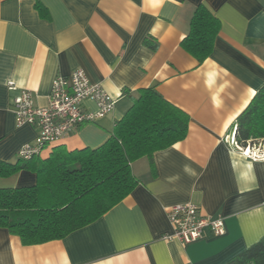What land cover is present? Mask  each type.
Returning <instances> with one entry per match:
<instances>
[{
	"label": "crops",
	"instance_id": "0c3cea01",
	"mask_svg": "<svg viewBox=\"0 0 264 264\" xmlns=\"http://www.w3.org/2000/svg\"><path fill=\"white\" fill-rule=\"evenodd\" d=\"M199 5L219 21L201 62L181 46ZM76 68L115 99L114 108L44 148L41 158L59 145H102L137 90L150 86L189 115L187 134L153 152L152 161L131 162L133 190L65 237L24 245L0 228V264H229L264 236V159L230 143L236 118L264 84V0H0L1 160H17L38 134L37 125L16 126L12 97L29 89L44 106L53 79ZM82 106L96 110L91 100ZM35 182L30 170L0 177V187ZM187 202L221 216L224 234L205 228L192 243L162 239L172 232L166 210Z\"/></svg>",
	"mask_w": 264,
	"mask_h": 264
},
{
	"label": "trees",
	"instance_id": "16d2710c",
	"mask_svg": "<svg viewBox=\"0 0 264 264\" xmlns=\"http://www.w3.org/2000/svg\"><path fill=\"white\" fill-rule=\"evenodd\" d=\"M219 29L218 19L204 6L190 18L181 46L199 62L210 53ZM145 43L155 49L156 42ZM189 115L166 100L153 86L140 88L132 105L118 119L111 135L96 148L68 150L55 146L40 155L14 162L0 159V177L30 170L36 182L28 186L0 187V228L16 235L24 245L61 239L96 220L127 196L138 183L131 162L182 140ZM234 137L264 142V84L235 121ZM264 264V236L236 255L229 264Z\"/></svg>",
	"mask_w": 264,
	"mask_h": 264
},
{
	"label": "built area",
	"instance_id": "2783aa9c",
	"mask_svg": "<svg viewBox=\"0 0 264 264\" xmlns=\"http://www.w3.org/2000/svg\"><path fill=\"white\" fill-rule=\"evenodd\" d=\"M14 89V85H10ZM91 100L96 105L95 111H85L82 103ZM115 99L101 85L92 83L82 68H76L67 76H56L51 84L47 104L36 106L33 93L21 89L12 97L11 110L16 126L23 124L37 125L38 134L32 143L23 144L17 151L19 158L29 159L40 155L44 148L58 141L68 132L80 125L101 118L113 110ZM233 127L230 143L243 155L251 159H264V142L245 145L238 143L234 137ZM167 219L172 227L171 233H165L162 239L168 241L177 238L188 244L203 237L208 228L213 235L224 234V221L221 216L211 217L203 213L196 204L177 203L166 210Z\"/></svg>",
	"mask_w": 264,
	"mask_h": 264
}]
</instances>
